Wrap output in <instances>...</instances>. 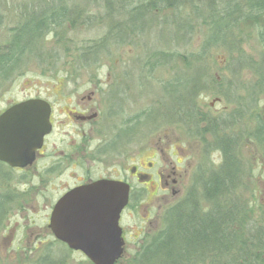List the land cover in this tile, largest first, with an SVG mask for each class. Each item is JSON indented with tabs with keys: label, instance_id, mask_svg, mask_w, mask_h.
Here are the masks:
<instances>
[{
	"label": "flooded vegetation",
	"instance_id": "1",
	"mask_svg": "<svg viewBox=\"0 0 264 264\" xmlns=\"http://www.w3.org/2000/svg\"><path fill=\"white\" fill-rule=\"evenodd\" d=\"M3 1L5 5L11 6L10 9H5L6 14L1 16L7 17L5 18L8 24L6 30L12 34L21 23L20 13L23 11L21 9L25 1ZM149 1L136 0L134 4L122 11L124 15L121 14V16H124V19L112 21L114 24H110L113 28L109 34L108 45L111 42L119 46L130 44V40L132 42L134 38L133 33L145 32L152 23L148 20L151 12L158 17H155L154 27L162 26L164 22L174 27V0H169L166 3L169 7L165 8L161 1L154 5ZM26 3L29 11L44 15L51 6L59 7L60 9L57 8L56 12L61 11L65 14L61 25H65V31L68 34L82 28L80 16L83 11L80 0H26ZM141 6L144 7L140 9ZM170 10L173 12L171 19L162 21L163 11ZM85 16L88 23L90 16ZM94 17H91L92 22ZM54 29L48 27L38 35L37 40L40 44H46L48 35L53 36ZM74 39L67 36L65 41H80L77 40L78 37ZM134 39V43L140 41L137 37ZM96 60L95 57L69 58L66 64L69 66L65 72L48 74L53 76L50 79L52 82L46 84L43 93H38L36 90L29 98L20 100L41 99L48 103L50 130L43 136L41 145L34 150L33 158L25 165H12L0 159V204L4 202L3 211L0 214V227L5 221L11 225V219L18 218L25 221L27 225L22 228L23 234L30 231V235L35 240L54 239L67 247L64 242L57 239L50 228L57 203L78 187L98 183H107V185L110 182L117 183L123 190L126 188L128 190L127 203L119 219L125 242L123 254L127 251L128 239L141 240L144 234L135 233L137 236L133 239L134 233L132 231V235H128L124 219L134 213L138 214L140 207L144 206L146 213L142 217L143 222L139 224L140 228L145 227V223H154V232L149 234L150 240L149 238L145 240L150 242L143 248L140 253L142 255L146 252V247L167 228L159 229L155 225L159 212L168 207L171 201L173 212H176L190 189L198 186L194 177L205 173L202 169L201 174L197 172L199 170H194L189 175V169H193L192 161L186 162L184 150L178 145H174L173 152L172 150L169 153L165 152L167 154L165 157L160 144L161 147L157 144L147 146L146 138L142 133L143 129L148 126L155 127L157 124L174 125V117H176V123L198 134L204 141L206 135L213 137L209 123L221 117V114L215 116L207 112L203 113L199 106L197 110L178 109V114L174 116V74L170 79L171 82L164 84V89L160 90L163 94L146 106L143 92L137 89L143 80L141 78L143 75L133 72L134 68L131 70L129 59L116 58L113 68H108L107 72H87L89 66ZM149 60L155 62L154 69L161 65L156 58ZM142 62L143 67L138 66L139 70H147L146 66L151 63ZM71 65L85 72H80ZM120 69L121 72H118ZM20 101L0 107V117ZM204 143L207 144V140ZM216 148L221 152L223 161L221 147ZM191 179H194L192 183ZM186 190H188L186 196L183 197ZM148 196L153 199L150 207H147ZM205 202H198L201 206L200 213L209 212L207 207L201 210L204 204H209ZM177 217H174L175 222L178 221ZM199 219L206 220L205 217ZM241 220L239 219L237 223ZM12 223L16 226L20 225L18 220ZM252 225L253 223H244L246 237L253 235L250 233L255 228ZM233 228L242 230L240 226ZM222 230H225L224 226ZM10 234L7 233V235ZM230 235L237 236L235 232H231ZM246 252L250 255L241 256L239 263L256 264L260 261L264 264V249H249ZM257 253H261L263 258L258 260L253 257L252 254L257 255ZM210 261V249L202 251L198 249L196 252H187V255L178 259L175 264H210Z\"/></svg>",
	"mask_w": 264,
	"mask_h": 264
},
{
	"label": "rangeland",
	"instance_id": "2",
	"mask_svg": "<svg viewBox=\"0 0 264 264\" xmlns=\"http://www.w3.org/2000/svg\"><path fill=\"white\" fill-rule=\"evenodd\" d=\"M24 1L22 9L23 6H27L26 0ZM228 1L230 0H219L218 3L224 5ZM134 2L136 0H80V7L83 11L82 16H80L82 28L76 30L77 32L72 31L70 34L65 31V25L59 26L56 32L54 29L53 36L52 34L48 35L46 44L39 45L40 57L35 54L27 55L21 62L23 65L20 70L17 69L11 72L5 80H0V107L29 98L36 90L38 93H43L46 84L52 82L50 79L53 76L48 74L65 72L69 66L66 64L71 57L97 58L87 70V72L97 73L107 72L108 68L112 69L116 58L129 59L131 70L134 68L133 72L143 75L141 77L143 80L137 89H140L141 93L143 92L146 106H148L154 99L163 94L160 90L164 89V84L171 82L170 79L173 74L175 78L176 74H179L177 71L184 69L185 60L182 58L197 54L200 46H202V41L206 38V31L204 30L205 26L200 28L197 25L192 30L193 34L177 28L176 22L181 23L188 18L189 13H192L188 0H183L179 9H174L175 27H171L166 22L162 26L154 27V22L158 17L151 12L148 20L152 23L145 32L133 33L134 38L137 37L140 40L138 43H134L135 39L132 38V42L130 40V44L127 45L119 46L112 42L108 45L107 42L110 39H107L102 45L103 47L92 54L88 47L108 33L110 24H114L113 20L121 21L124 19V16H121L122 11ZM10 8L11 6L5 5L4 1L0 0V45L10 35L6 30L8 24L5 18L7 17L1 16L6 14L5 9ZM172 13L171 10L163 11L162 21L170 20ZM85 15L90 16L88 23H86ZM93 16L95 17L92 22L91 17ZM190 22L198 24L199 20L192 18ZM61 28L63 29L60 31ZM254 30L251 24L243 23L234 28L231 34L232 40H234L231 45L236 47L216 45L207 51V55H204L207 58L206 62H208L205 67V74H208L207 76L211 80L195 98L197 106L198 104L201 106L203 113L207 112L215 116L221 114V117L214 121L225 125L222 130L216 131L218 136L222 138L223 135H226L234 138L237 157L244 168V172L240 176L241 185L235 190L236 201L240 207L237 213L243 218L241 221L253 223L252 226L255 227L253 230L259 229L261 231L264 230V152L251 134L256 127L257 114L262 115L264 109V55H262L257 32ZM67 36H71L72 40L78 37L77 40L80 41H65ZM163 52H174L179 57L170 55L169 58L165 59ZM238 55L243 56L245 63L242 66H237L233 61ZM154 57L162 58L157 59L161 65L155 69V62L149 60L150 58L155 59ZM142 61L151 63L146 66L147 70H139L138 66L143 67ZM234 65L237 66L235 71ZM71 67L80 70L75 65H71ZM84 67L87 68L88 66ZM150 69L153 70L150 71ZM80 72H85V70H80ZM118 72H121V69ZM176 109L175 105L174 116L178 114ZM175 119L176 117H174V125L157 124L152 128L151 126L144 128L142 133L146 138L147 146L150 144L162 146L163 157L167 155L165 152L169 153L174 148V145L180 146L184 150L186 162L192 161L193 169H189V175L194 170H199L197 172L201 174L203 173L202 169H204V174H207L218 169L223 161L222 154L214 143V137L206 135V139L202 141L198 134L190 132L184 126L176 123ZM206 140L207 144L204 143ZM200 176L194 177L198 186L190 189L197 194L199 200L202 198ZM194 179H191V183ZM187 191L183 197L186 196ZM148 195L151 196L150 193ZM152 200V197H147L149 203L147 207L152 206ZM205 203L209 204H204L201 210L204 207L210 209L211 203L208 201ZM145 213V207L141 206L138 214L134 213V215L124 219L128 235H132V231L134 233L133 239L137 236L135 233L144 234L141 236V240L138 238L135 240L128 239L127 251L116 264H146L142 262L140 253L145 245L150 242L145 240L150 237L149 234L154 232V223H145V227L140 228L139 224L143 222L142 217L145 216ZM14 220H18L20 225H13ZM173 221L174 212L171 201L168 207L159 212L155 225L159 229L165 228ZM10 223L11 225L5 221L0 227V264H44L47 261H52L53 264H92L82 252L70 250L54 239L39 241L30 235V231L23 234L22 228L27 226L25 221L15 218L11 219ZM237 226L244 230L243 224ZM7 233L11 234L7 235ZM246 245L248 246L247 250H254L248 243ZM239 256L241 257V255ZM236 263H239V260ZM164 264H174V262L168 261Z\"/></svg>",
	"mask_w": 264,
	"mask_h": 264
},
{
	"label": "trees",
	"instance_id": "3",
	"mask_svg": "<svg viewBox=\"0 0 264 264\" xmlns=\"http://www.w3.org/2000/svg\"><path fill=\"white\" fill-rule=\"evenodd\" d=\"M160 1L164 3V8L169 7L166 4L169 0H150L149 2L154 5L155 3L159 4ZM218 2L219 0H188L192 13H189L188 18L181 23L176 22L177 28L191 34H193L192 30L195 25L206 28H204L206 38L202 41V46H200L197 54L182 58L185 60V67L183 70H178L179 74L177 73L174 78V106L176 105V110L182 108L199 109L195 96L211 80L207 76L208 74H205V67L208 63L205 57L207 51L216 45L236 47L231 45L234 41L231 37L234 28L243 23L251 24L256 30L254 32H257L262 55H264V0H230L224 5ZM182 4L183 0H174V9L178 10ZM143 7L141 6L140 9ZM57 8L59 7L51 6L45 15L29 11L26 6L21 9L23 11L20 13L21 23L19 27L9 35V38L4 42L5 44L0 45V80H5L11 72L20 70L23 65L21 62L27 55L35 54L40 57L38 35L48 27L55 28L57 31L59 26H63L61 22L65 14L61 11L56 12ZM192 18L199 20L200 26L190 22ZM112 28L110 26L105 36L88 47L92 54L103 47L105 40L110 37ZM115 28L117 27L115 26ZM162 54L165 59L169 58L170 55L172 57L178 56L174 52H163ZM154 58L159 59L160 57ZM233 61L237 66H242L245 63L242 55H238ZM236 65H234V71L237 69ZM214 123L213 121L209 125L212 127L211 132L215 145L221 147L223 151L222 164L218 169L200 176L202 198L199 200L196 193L189 192L174 212V217L178 216V221L171 222L146 247V252L140 255L142 262L164 264L172 261L175 264L178 259L186 256L187 252L210 249V264H242L241 262L236 263L241 258L239 255H250L246 252L248 247L246 241L254 250L264 249V230H251L250 233L253 235L246 237L247 232L245 230L233 228L238 224L244 225L245 223V221L237 223L239 219L243 218L237 213L240 207L236 201L235 191L241 185L240 176L244 172V168L237 157L234 138L226 135L220 138L216 131L222 130L225 125ZM255 123L256 127L251 136L264 152V120L261 114H257ZM202 200L211 203L208 213L199 212L201 206L198 202ZM3 207L4 202L0 204V214ZM201 217H205L206 220H200ZM176 224L178 225L176 226ZM222 226L225 227V230H222ZM231 232H235L237 236H231ZM240 251L243 252L240 253ZM255 254L252 255L258 260L263 258L261 253ZM44 264H53V262L47 261ZM256 264H262V262L257 261Z\"/></svg>",
	"mask_w": 264,
	"mask_h": 264
},
{
	"label": "water",
	"instance_id": "4",
	"mask_svg": "<svg viewBox=\"0 0 264 264\" xmlns=\"http://www.w3.org/2000/svg\"><path fill=\"white\" fill-rule=\"evenodd\" d=\"M49 114V104L41 99L18 102L2 114L0 159L12 165L32 159L50 130ZM127 198V188L117 183L78 187L57 203L50 228L57 239L81 251L92 264H115L124 252L119 219Z\"/></svg>",
	"mask_w": 264,
	"mask_h": 264
}]
</instances>
